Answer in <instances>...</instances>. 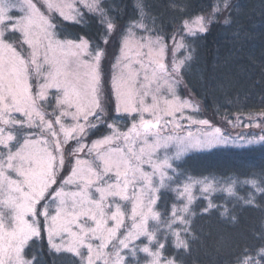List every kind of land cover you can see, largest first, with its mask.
I'll use <instances>...</instances> for the list:
<instances>
[{
  "label": "snow or ice",
  "instance_id": "snow-or-ice-1",
  "mask_svg": "<svg viewBox=\"0 0 264 264\" xmlns=\"http://www.w3.org/2000/svg\"><path fill=\"white\" fill-rule=\"evenodd\" d=\"M152 7L147 0H122L119 9L111 0H0V264H41L35 247L45 241L50 253H72L79 264H141L138 253L145 254L144 264H183L165 255L168 239L176 250L189 251V237L197 238L193 188L203 185L207 197L215 187L189 175L173 189L183 203L164 217L156 206L159 189L169 186L166 178L177 183L167 177L168 169L175 172L171 160L185 152L264 146V135L231 137L198 118L201 102L185 83L196 41L217 23H233L231 0H206L191 19L188 0H167V24ZM88 17L100 26L98 40L64 31V24L87 26ZM242 30L236 27L234 42ZM181 48L188 55L177 60ZM181 84L186 98L177 95ZM124 118L130 124H117ZM243 119L237 112L227 123L249 128L257 121L264 133V109L249 112V124ZM184 121L212 130L185 135ZM170 144L179 146L175 157L160 158ZM218 207L209 200L200 214ZM220 215L227 217L228 209ZM257 239L258 248L238 243L227 264H264V232Z\"/></svg>",
  "mask_w": 264,
  "mask_h": 264
},
{
  "label": "trees",
  "instance_id": "trees-1",
  "mask_svg": "<svg viewBox=\"0 0 264 264\" xmlns=\"http://www.w3.org/2000/svg\"><path fill=\"white\" fill-rule=\"evenodd\" d=\"M111 2L119 9L122 0ZM205 2L188 0L192 8L188 19L200 15L199 8ZM147 3L153 6L152 11L160 21L169 22L170 13L165 10L167 0H147ZM231 3L233 23L228 26L217 23L207 36L197 40L196 58L184 72L185 83L201 102L204 116L213 122L218 118L232 117L237 112L248 115L264 109L260 103V96L264 94V75L261 73L264 68V0H231ZM115 15L119 19V13ZM226 16L224 13L218 20L222 21ZM88 20L87 26L64 24V31L71 36L85 33L98 40L100 26L93 18L88 17ZM237 26L243 30L234 42L232 33ZM167 31L171 34L172 27ZM186 43L191 44V39ZM178 90L179 93H187L184 84ZM173 169L172 178L175 179L172 180L177 183L171 182L159 190L160 200L156 209L164 217H168L173 205L181 204L173 189L186 181L189 175L194 179L211 180L215 191L207 197L197 196L191 205L196 213L191 230L197 238L192 240L189 237V251L176 250L172 245L173 238L169 237L166 256L171 258L174 254L175 259L183 264H227L238 243L260 246L257 234L264 232V193L257 192L256 188H264V183H261L264 177L260 175L264 171V146L257 144L246 150L230 147L193 152L174 163ZM251 180L256 181L255 187L247 183ZM229 187L232 188L231 193L227 190ZM250 197L255 198L253 204L258 207L244 203ZM209 200L219 207L201 215ZM225 208L228 215L222 217L220 213ZM233 216L236 217L235 223H232ZM174 227H179V224ZM35 254L41 264H79V259L70 253H50L46 241L42 249L35 247ZM32 255L33 250L29 249L26 258L31 259ZM139 256L142 257L141 254Z\"/></svg>",
  "mask_w": 264,
  "mask_h": 264
},
{
  "label": "rangeland",
  "instance_id": "rangeland-1",
  "mask_svg": "<svg viewBox=\"0 0 264 264\" xmlns=\"http://www.w3.org/2000/svg\"><path fill=\"white\" fill-rule=\"evenodd\" d=\"M54 3H72L73 0H53ZM65 11L68 12L69 10L67 8H65ZM177 41L178 43L180 42L179 41V37L177 38ZM169 45L171 46L172 42H171V39H169L168 41ZM5 55H8V53H5ZM188 55V53L183 49H179L177 50V52L175 53V56H176V59L177 60H181V59H184L186 56ZM172 56H173V53L169 50L166 54H165V59L166 61L170 64L171 61H172ZM179 89V88H178ZM177 89V95L181 96L182 98H186L187 97V93L185 94L183 91L181 93H179V90ZM201 111V115L198 117V118H206V119H209L207 118L206 116H204L203 114V111L202 109H200ZM244 116V119H243V124H249V120H248V115H243ZM145 118H150V117H145ZM235 118V115H233L232 117H226V118H218L216 119L214 122L211 121L212 125L215 127V126H218L222 129V131H224L227 135L231 136V137H238V136H245V137H253L255 136L256 138H258L260 135H264V133L261 132L260 128L258 127H255V124L257 123V121H252V127H249V128H245L243 126H233L231 124H228L227 123V119H234ZM130 120L127 119V118H124V119H121V120H118L117 121V124L119 125H125V124H130ZM260 123L264 124V121H260ZM183 125H184V128H183V134H187V132H192L194 136H198L200 135L202 132H205V131H211L212 129L211 128H205V127H201L199 125H193L191 127H188L187 126V121H184L183 122ZM124 130L126 131V128H124ZM103 134V133H102ZM101 134V135H102ZM167 134V133H165ZM99 138V136H96V137H93V139H97ZM90 143V142H89ZM139 147L140 145L137 144L136 145V150L138 151L139 150ZM168 148L170 149L169 151H167L165 153V151L163 150H159L158 152V155L160 156V158H163L164 155H168L169 157H175L176 153L179 151V146L178 145H175V144H170L168 145ZM195 152V151H193ZM193 152H185L183 153L179 159H172L171 160V163L174 165V163H176L178 160H181V158L185 157L186 155H189L190 153H193ZM156 157L154 156L153 159H155ZM144 168L145 171L147 172H151L152 171V168L149 166V165H143L142 166ZM173 170L172 169H168L167 170V177H171L172 178V174H173ZM65 175H67V173H65ZM173 180L175 179L172 178ZM196 180H207L209 181L211 184H213V182H211V180L205 178V179H196ZM155 182L158 184L159 183V177L157 176L155 178ZM187 182L184 181L183 183ZM166 184L170 185L171 181H169L167 178H166V181H165ZM183 183L179 184V186L182 188L183 186ZM203 187V185H198L196 187L193 188V193L194 195L197 197V196H200V197H205V195H202L201 194V191L200 189ZM163 188H160L159 190H161ZM176 195L178 196V193L176 192ZM179 197V196H178ZM181 201V204L183 203V200L180 199ZM180 204V205H181ZM178 205V206H180ZM127 208L130 210L131 208V205L130 203L127 205ZM157 210V209H156ZM158 211V210H157ZM171 212H172V208L170 209V212L168 214V216L171 215ZM143 239V238H141ZM144 243H147L146 240H144ZM127 251V250H125ZM69 254V253H68ZM72 254V253H70ZM139 254H141L142 257L139 256ZM73 256H75L74 254H72ZM85 255H86V250H85ZM145 256L144 253H138V258H140L141 260V264H144V261H143V257ZM76 257V256H75ZM78 258V257H77ZM131 258V257H128V259ZM79 259V258H78ZM131 261V259H130Z\"/></svg>",
  "mask_w": 264,
  "mask_h": 264
}]
</instances>
